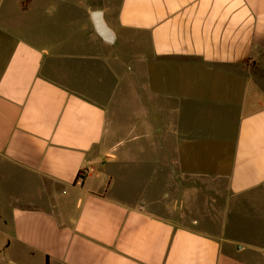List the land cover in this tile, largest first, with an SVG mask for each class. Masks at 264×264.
I'll use <instances>...</instances> for the list:
<instances>
[{"label":"crops","instance_id":"0c3cea01","mask_svg":"<svg viewBox=\"0 0 264 264\" xmlns=\"http://www.w3.org/2000/svg\"><path fill=\"white\" fill-rule=\"evenodd\" d=\"M24 1L0 0V264H264V0Z\"/></svg>","mask_w":264,"mask_h":264},{"label":"water","instance_id":"95a60500","mask_svg":"<svg viewBox=\"0 0 264 264\" xmlns=\"http://www.w3.org/2000/svg\"><path fill=\"white\" fill-rule=\"evenodd\" d=\"M96 26H97L98 32L105 39H107L111 43L114 41V35L112 31L106 26V24L102 20L98 19V21L96 22Z\"/></svg>","mask_w":264,"mask_h":264},{"label":"rangeland","instance_id":"374dc122","mask_svg":"<svg viewBox=\"0 0 264 264\" xmlns=\"http://www.w3.org/2000/svg\"><path fill=\"white\" fill-rule=\"evenodd\" d=\"M116 1L117 0H107V2L109 3V4H115L116 3ZM111 83H112V81H111ZM128 83H129V81L127 80L126 82L124 81L123 83H121L120 84V88H123V90L125 91L124 93H122L123 94V96H127V98L129 97V86H128ZM112 85H113V83H112ZM125 88V89H124ZM125 121L126 122H128V123H131L132 122V113L129 111V112H125Z\"/></svg>","mask_w":264,"mask_h":264},{"label":"trees","instance_id":"16d2710c","mask_svg":"<svg viewBox=\"0 0 264 264\" xmlns=\"http://www.w3.org/2000/svg\"><path fill=\"white\" fill-rule=\"evenodd\" d=\"M26 2H28V0H25V1L23 2V4L26 3ZM47 264H48V263H47Z\"/></svg>","mask_w":264,"mask_h":264}]
</instances>
